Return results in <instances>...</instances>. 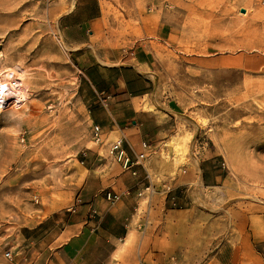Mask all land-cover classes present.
Here are the masks:
<instances>
[{
    "label": "rangeland",
    "instance_id": "1",
    "mask_svg": "<svg viewBox=\"0 0 264 264\" xmlns=\"http://www.w3.org/2000/svg\"><path fill=\"white\" fill-rule=\"evenodd\" d=\"M62 2H67L63 9ZM73 3L0 0V72L21 76L27 91L22 105L0 102V264H9L2 257L7 249L16 255V264L41 261L45 244L61 228L58 217L74 206L88 168L83 152L106 143L103 136L98 143L93 139L80 57L58 30V17ZM99 3L108 19V38L100 51L134 49L131 37L138 34V21L157 15L170 23L178 51L193 58L184 67L178 63L176 83L167 94L186 101L183 122L158 151L168 176L190 160L206 164L215 159L216 165L225 164L218 168L223 187H205L208 199L195 205L207 209L209 219L228 217L232 208L251 219L264 213V0ZM151 192L140 197L146 209L138 217L141 238L151 225ZM167 199L172 207L180 206ZM200 226L188 235L206 237ZM215 227L209 224L210 237ZM138 238L120 245L107 264H216L218 246L202 254L206 247L198 240L188 246L189 255L159 258V249L140 256L134 247ZM167 239L160 242L161 252ZM254 248L257 264H264V246Z\"/></svg>",
    "mask_w": 264,
    "mask_h": 264
},
{
    "label": "crops",
    "instance_id": "2",
    "mask_svg": "<svg viewBox=\"0 0 264 264\" xmlns=\"http://www.w3.org/2000/svg\"><path fill=\"white\" fill-rule=\"evenodd\" d=\"M60 5L63 9L67 2ZM57 21L63 40L79 54L89 120L101 128L106 143L83 152L88 168L74 206L58 217L61 228L45 244L37 263L107 264L120 245L134 244L139 237L134 247L140 256L150 249H159L155 252L159 258L187 255L188 246L199 240L206 247L202 254L209 252V246H218L216 264H257L254 247L264 246V213L251 219L232 208L228 217L209 219L212 214L195 205L205 203V187H223L216 160L206 164L190 160L171 177L160 164L158 151L164 150L165 140L178 130L186 110L184 98L167 94L176 83L178 63L184 67L193 60L173 45L170 23L157 15L141 18L138 34L131 37L137 46L120 52L110 47L100 51L108 38V19L99 0H74L72 9L60 14ZM119 138L132 160L145 154L134 167L135 176L123 171L109 154V142ZM143 142L149 143V150L143 149ZM164 183L169 185V194ZM146 190L152 191L147 210L151 225L141 238L138 217L146 209L138 194L142 197ZM108 191L121 194L122 199L110 204L105 199ZM168 195L180 206L172 207ZM209 224L217 227L216 234V227L211 230V237ZM199 225L206 237H190L188 232ZM166 238L168 247L161 252L160 242Z\"/></svg>",
    "mask_w": 264,
    "mask_h": 264
},
{
    "label": "built area",
    "instance_id": "3",
    "mask_svg": "<svg viewBox=\"0 0 264 264\" xmlns=\"http://www.w3.org/2000/svg\"><path fill=\"white\" fill-rule=\"evenodd\" d=\"M92 136H93V139L95 142H97V143L100 142L101 128L98 125L92 126ZM142 147L145 150L150 149V145L147 142H143ZM109 154L112 157L113 161L115 163H117L123 171H128L133 176L136 175L134 167L139 165L140 162L143 161L145 158V154L141 153L134 160H132L123 147V139L122 138L116 139L113 143H111V145L109 147ZM219 166H220V168L225 169L224 163H221ZM166 191L169 194L170 188L167 187ZM138 197H141V194H138ZM105 199L110 204L113 205L122 199V195L115 193L113 191H108L105 193ZM15 256L16 255L13 253V251L11 249L4 250L2 253L3 259L9 264H16Z\"/></svg>",
    "mask_w": 264,
    "mask_h": 264
},
{
    "label": "bare ground",
    "instance_id": "4",
    "mask_svg": "<svg viewBox=\"0 0 264 264\" xmlns=\"http://www.w3.org/2000/svg\"><path fill=\"white\" fill-rule=\"evenodd\" d=\"M27 96L26 87L21 76H8L5 71L0 72V102L13 100L17 106L24 104Z\"/></svg>",
    "mask_w": 264,
    "mask_h": 264
},
{
    "label": "water",
    "instance_id": "5",
    "mask_svg": "<svg viewBox=\"0 0 264 264\" xmlns=\"http://www.w3.org/2000/svg\"><path fill=\"white\" fill-rule=\"evenodd\" d=\"M242 13H244V10H242Z\"/></svg>",
    "mask_w": 264,
    "mask_h": 264
},
{
    "label": "clouds",
    "instance_id": "6",
    "mask_svg": "<svg viewBox=\"0 0 264 264\" xmlns=\"http://www.w3.org/2000/svg\"><path fill=\"white\" fill-rule=\"evenodd\" d=\"M27 75V74H26Z\"/></svg>",
    "mask_w": 264,
    "mask_h": 264
}]
</instances>
